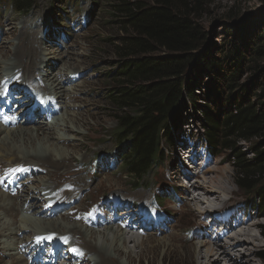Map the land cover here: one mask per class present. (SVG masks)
Here are the masks:
<instances>
[{
  "label": "bare ground",
  "instance_id": "6f19581e",
  "mask_svg": "<svg viewBox=\"0 0 264 264\" xmlns=\"http://www.w3.org/2000/svg\"><path fill=\"white\" fill-rule=\"evenodd\" d=\"M39 12L41 11H38V13ZM39 16L41 15H36V17ZM48 16L49 14L39 23L37 22L39 18H36L34 26L29 23L32 18L22 20L20 26L17 25L15 17L9 18L5 24L7 31H3L0 27V63H5L9 54L14 55V61L11 63L10 69H7V71L11 72V75L8 72H4L3 74L0 73V99L10 97L15 100L18 106L25 104L19 112V114L25 113L23 117L24 123H20L22 120H19L17 113L13 112L14 108L10 109V112L12 111L13 113L11 114V118L17 117L18 120L14 119L9 121L0 118L2 124H11L15 126L11 131L4 132L9 135V144L6 143V138L2 137V135L0 136V218H4L5 215H10L12 212L18 217L22 214V210L29 211L38 217V219H35L36 228H40V231H42H34L37 235L32 236L34 233L30 234L23 226L18 225L16 218L13 216L11 217L13 220L11 219L12 221L9 226H7V224H4L5 226L3 224L0 225V231L4 229H15L14 234H12L11 231V233L9 232L13 238L12 240H14L12 242V247L7 246L6 249H2L5 254L6 250H10L12 253L16 250L19 251V255L14 254V256H9V259L12 260H9L8 264H19L21 261L26 264L23 257L28 255L30 251L36 248L38 249V254H40L44 251L46 243H53L55 245L58 243L59 239L63 237L70 241L71 247L69 253L73 255L66 261H72L74 264H89L91 262L89 256L91 253H94L96 256L95 260L93 258L95 264H115V259L117 260L121 255L126 258L129 264H133L135 259L132 252L135 245H128V243L135 241L133 236H146L148 235L147 233L157 234L159 232H164V226L155 227L154 223L148 221V217L151 219L158 218V212L160 211H155L153 213L148 212L147 216L143 218L145 220H142L139 225L141 228L139 235L134 233L138 232L137 229L132 230L133 232L130 231L134 226L131 212L136 208L144 212L149 208H153L150 206L147 194L131 196L120 191H110L106 196L102 195L98 201L88 200L86 199L89 192L87 189L90 185L84 180V177L80 176L82 174L78 173L81 171L87 173V169L81 167L82 162H78V169H76L75 166H71L72 168L75 167L76 170L69 171L73 157L67 155L68 153L66 154L67 156L60 155L59 152L55 155L53 151L48 149L46 152H39L34 155L30 154L31 156L27 158H31L33 161L27 162L26 157L14 149L16 144L24 148H33L35 143L44 147L47 143L53 146L56 141L63 143L65 146L71 145L72 147L76 145L77 141H74V138H76L74 133L78 131H73L72 129H77L78 127H71L69 128L71 130H69L68 127L64 126L69 124V122L71 125L72 123L79 125L82 121V119L78 117L81 114V112H79L81 109L77 111L73 109L70 110V105H66L64 109V99L68 96V99L73 103L84 104L85 102H89L88 99L90 97H87V95L66 94L63 86L64 84L71 85L74 90L81 88L84 94H88L87 88L94 82L91 77L89 80H84V77L82 78V73H79L78 69L68 71V68H70V61H77L76 56L79 55V52L71 51L67 48V50L62 51L60 54L50 55L56 53L58 50L56 47L51 46L49 47L51 49L48 50L47 56H44L45 52H43V50L45 43L47 42L46 46L53 44L54 38L52 39V37H54L57 32L54 29L55 26H53L54 24L52 23L51 17ZM39 34H42V36L38 39L37 36ZM4 35L9 37L13 36L15 40L4 43ZM66 47L70 48V44L65 45V48ZM68 57L69 60H65L61 68L57 71L53 69L58 61ZM44 59L47 60V62L44 61ZM63 68L65 71L62 70ZM0 69L3 70V67ZM43 77L46 80H44ZM80 80L82 82L78 84ZM52 93L57 95V97L50 99ZM38 94L47 98V101L45 102L37 99ZM19 99L23 100L20 102ZM9 102H11V99H9ZM37 104L40 106H38L36 110L33 109ZM40 110H44L49 117L60 113L62 110L63 114L65 112L66 114L70 113L72 117L69 118V121L68 119L64 121V119L63 123H59V119H56L50 124L42 118L43 115L41 113L35 114ZM54 126H58L59 129L64 128V134L54 133L51 129L54 128ZM2 131L5 130L0 128V134ZM55 146L57 147L56 144ZM176 148L180 149L179 146ZM34 150L36 151L37 149L35 148ZM56 151L57 150L54 152ZM183 156L188 159L190 164L199 165L201 170L196 172V178L200 179H198L194 185L188 186L182 184L183 189L181 190H185L187 193L189 189L195 190L190 202L187 200L186 202L184 201L183 204H187V206H190L191 202L203 204L206 200V205L211 207L216 203H220L217 208L213 209L204 206L197 207V215H199L200 222H198L199 224H197V226H190V230L197 233L189 234V237L187 236V232L185 233L184 238L186 241H190V238H196L195 242L197 245L199 244V246L193 249V254H191L192 261L194 262L193 264H258L255 258L258 256V249L261 247V243L250 233L251 227H256L258 222L249 223V215H246L243 210L242 215L240 214L238 209L240 203L233 202L230 199L226 201L221 197L219 198L220 193L217 190H213V188L215 189L216 187L214 185L211 187L210 184L212 181L207 179L208 176L206 173L208 172L213 174L217 172L216 175L222 178L220 173L224 168H211L208 159H204L201 162L202 150L198 149L195 145L193 147L184 148ZM2 160L7 163L3 165ZM215 164H218V162L216 161ZM16 169H24V171H14ZM59 170H61L63 176L56 179L55 174H57ZM177 173L181 176L183 175L182 172L180 173L177 171ZM10 175L16 176L20 184H24L25 186L27 183L31 184L25 191L18 188L8 189L5 182ZM44 175H49V182H43V179H39L40 181L38 180V178ZM186 175L187 177L190 176L187 172ZM215 178L217 179L216 176ZM108 181L109 179L106 180L105 178L103 183ZM100 183L102 182L100 181L97 184L94 183V186ZM197 190H201L202 193L200 191L197 192ZM34 193L40 196L36 199ZM201 195H203L205 199H203ZM133 197L137 201H133ZM38 200H41V202H38ZM106 200L115 201L116 209L122 205L125 206L123 215L126 214V216L115 215L114 218L99 216L98 207L104 204ZM47 202H50L51 206H48ZM84 202L85 205L80 207V204H84ZM40 203H45L43 208H39ZM90 212L92 214L88 215ZM218 212H224V218L220 220L217 217L211 224L204 223V217L207 214H216ZM55 215H57V217L50 218ZM22 216L27 219L29 217L23 214ZM75 220H79L81 223L90 227L99 224L107 226L104 227L103 230H97L96 233L95 231L91 232L77 224L74 222ZM66 222L73 223L69 227H64L63 225H65ZM114 222L117 223V227L115 228L112 226ZM220 222L223 225L220 230L212 226V224L219 226ZM32 224L33 223H31V225ZM230 225L232 226L230 227ZM227 226H229V228ZM225 227H227L228 230L225 229ZM227 231L229 234H227ZM17 233L21 234V237H18L20 235L17 236ZM52 234H54L52 240L45 239L37 243L36 237H46ZM95 234H98V236ZM224 234H226V236ZM95 236V241H92L91 238ZM244 236L246 237L245 239L249 241L247 244L243 243L245 242L242 240ZM171 239L177 243V236L171 234L168 235L164 241H161L162 246L167 248L168 246L174 245L175 243L173 244ZM220 240H223V242L218 243ZM240 241L243 243L242 246H238L240 245ZM157 243L159 244V242ZM202 246H206L204 252H201ZM49 248L50 246L46 247V252H50ZM73 249H75V251H73ZM139 259L140 257H138V260ZM64 262L61 264H64ZM138 264H140V262H138Z\"/></svg>",
  "mask_w": 264,
  "mask_h": 264
},
{
  "label": "trees",
  "instance_id": "16d2710c",
  "mask_svg": "<svg viewBox=\"0 0 264 264\" xmlns=\"http://www.w3.org/2000/svg\"><path fill=\"white\" fill-rule=\"evenodd\" d=\"M35 4L0 0L2 9L20 15ZM199 4L113 0L115 13L122 16L116 54L123 64L121 83L109 98L118 111L114 135L123 175L139 188L164 166L180 139L182 110L190 104L202 113L209 150L215 156L232 153L227 161L237 187L250 198L246 205L264 216V9L217 44L196 22ZM205 98L216 104L215 110L198 103ZM253 139L260 142L250 160L239 145ZM260 234L264 239V225ZM260 254L264 261V251Z\"/></svg>",
  "mask_w": 264,
  "mask_h": 264
},
{
  "label": "rangeland",
  "instance_id": "374dc122",
  "mask_svg": "<svg viewBox=\"0 0 264 264\" xmlns=\"http://www.w3.org/2000/svg\"><path fill=\"white\" fill-rule=\"evenodd\" d=\"M126 1H130V0H126ZM131 1H140L142 3L143 2L148 3L149 0H131ZM199 1H200L199 4L200 8H198L199 13L197 15L195 14L196 22L198 23L202 34L208 40L212 39L217 44L222 43L223 40L225 39L226 40L231 39V37L234 36L233 32H236L239 29V27L242 26V24L245 23L246 21L256 20L261 15L262 9H264L263 8L264 0H199ZM35 3L36 4L33 7V9L28 14L25 15H20L18 13L10 11L9 9H2L0 7V24L2 25V26L0 25V27L2 28V30L7 31L5 24L9 18L15 17L18 26H20L22 20H25L27 18H32L29 21V23L30 25L32 24V26H34L35 25L34 22L36 21V18H39L37 21L39 23L42 20H44V18L49 14L48 17H51L52 23L54 24L53 26H55L54 29L57 32L54 35V37H52V39L54 38L53 44L46 46L47 42L45 43L46 47L44 46V50H43V52H45L44 56H47L48 50L51 49L49 47L51 46L56 47L58 50L56 53L50 55H56L57 53L60 54L62 51L67 50V48L70 49L71 51L79 52V55L76 56L77 61L74 60L70 61L71 69L68 68V71L78 69L79 73H82V78L84 77V80L85 79L89 80V78L91 77V79L94 80V82H92L90 87L87 88V92L89 95L84 94L81 88L74 90L72 89L73 86L71 85L68 84L63 85L66 94L68 93L71 95H87V97H90L88 99L89 102H85L84 104L73 103L70 99H68V96L64 99V104H63L64 109L66 105H70L69 107L70 110L73 109L77 111L81 109L79 111L81 112V114L80 116H78L80 119H82L81 123H79V125L76 123H72L71 125V123L69 122V124H66L64 126V127H68V129L75 126L76 128L78 127L77 129H72L73 131L75 130L78 131L74 133V135L76 136V138H74L75 139L74 141H77L76 145L72 147L71 145L65 146L63 145V143L56 141L55 144L57 145V147L55 146V144L51 146V144L47 143L43 147L40 144L35 143L33 148H24L16 144L14 146V149H16L18 153H22L23 156L26 157L27 162L33 161V159L27 157H30L35 153L46 152L49 149L53 151L55 155L58 154L57 152H59L60 155H65V156L71 155L73 157V161L70 163V167L75 166L76 169H78V162H82L81 166L82 165L86 167L90 166L93 173L96 172L95 174H92V171L89 170L88 168H86L87 173L85 171L78 172L79 174H82L80 176L84 177L85 178L84 180L90 185V187L87 189V191L89 192L86 199L88 200L91 199L93 201H98L102 195L106 196L107 194H109L110 191H114V192L120 191L124 194H128L131 196H137L139 194L140 195L147 194L150 205L153 206L154 204H153L152 195L153 193H155V195H158L157 201L164 208V211L168 215L174 216V218L172 220V218L166 217L164 214H159L160 216H162V220H160L157 223V225L154 226L155 227L161 225L164 226L165 233L164 232L162 233L159 232L157 234L147 233L148 235L146 236H138V237L133 236L135 238L134 241L135 244L134 242L128 243V245H135L134 250L132 252L135 259V262L133 264H138V262H140V264H151V263L152 264H193L194 262L192 261L191 254H193L194 251L193 249L199 246V244L198 245L196 244L195 239L194 240L192 239V241H186L184 238L185 233L191 231L190 226H197V224H199L198 222H200L199 215H197L198 214L197 207H203V206L208 207L209 205H206L207 202L205 200L204 201L205 203L203 202V204L191 202L190 206H187V204L186 205L183 204L180 207L178 206V200H180L182 203L184 201L186 202L187 200L188 202H190L193 194L195 193L194 192L195 190L189 189L190 192L188 191L187 193L185 190L183 191L181 189H183L182 187L183 185H188V186L194 185L196 181L200 179V178H196V174H197L196 171H199L200 169L199 165L197 166L196 164L194 165L190 164L188 159H186L185 156H183L182 151L180 149H177L176 148L177 146L175 145L168 151L169 158L166 159L167 161H165L164 166L162 168L157 169L155 173L146 177L145 183L141 185V187L135 188L132 181H130V178L125 177L123 175L124 172L122 171V164L118 156L119 152L115 142L116 137L114 135L117 128L116 116L118 111L115 108V106L111 104V99L109 98L110 93L115 90L117 84L121 83L122 77L119 76V73L121 72V66L123 64V60L116 54L117 40L122 35L119 29L120 25L117 24V22L119 19H121L122 16L115 13L112 5L113 0H71V2H69L67 5L66 3L60 4L59 0H35ZM38 11L41 12L38 13ZM36 15H41V16L36 17ZM75 29L76 31H74ZM41 36L42 34H39L37 36L38 39ZM14 40L15 38L13 36L9 37L4 35V39H3L4 43H8ZM68 44H70V48L69 47L65 48V45ZM65 60H69V57L58 61L53 69L57 71L59 68L62 67ZM13 61H14V55L9 54L6 62L0 63V68L3 67V70L0 69V73L3 74L4 72H8L11 75V72L7 71V69H10V65ZM44 61L47 62V60L45 59ZM62 70L65 71L64 68ZM206 80L207 79H205V81ZM46 82L50 83L48 81ZM81 82H82L81 80L78 81V84H81ZM10 99H11L10 102L11 106L9 107V109L13 108L12 104L15 103L17 105L14 99L12 98ZM198 103L200 105L205 104L209 108H212L213 110L216 109V104L213 103V101L209 102V99L206 98L205 100L200 99ZM7 108H8V103L7 102L3 103L1 106V110L7 112ZM16 108L14 107L13 112L17 113L18 118L20 120V116L22 114L25 116V113L19 114L20 109L22 107L19 108L17 111ZM184 110H182L183 118L180 121L179 124L180 129L178 130L180 139H178L177 143L181 142L185 145V147L196 145L197 148H199L198 146L202 140V131H203L202 113L198 107L196 108L194 106H191L190 104H187ZM61 112H62L61 114L64 116L60 115V117L58 118L59 123H63L67 119L69 121V118L72 117L71 116L72 114L70 113L66 114L65 112L63 114V110ZM10 113L13 114L12 111ZM18 118L17 117L10 119L7 118V120L9 121H12L14 119L18 120ZM22 121H23L22 123H24L23 118ZM25 126H31V125H25ZM0 128L5 130L1 132L0 136L2 135V137L6 138L7 139L6 143L9 144L10 143L9 135L5 134L4 132L11 131L12 129L6 130L4 127H0ZM51 129L54 133L56 132V133L64 134V128L59 129L58 126H54V128ZM188 136H190V139L188 140V143L191 144L190 146H187L185 141V137ZM259 142L260 139H253L248 143L245 142L240 143L239 147H241L242 149L241 151L246 155L247 159L251 160L255 157L254 152H252V147L256 146V144H258ZM35 148L37 149L36 151L34 150ZM55 150L57 151L54 152ZM203 153H205V151H203ZM231 154L232 153H225L219 156L216 155L214 160L211 159L210 162L211 164L209 165L211 166V168L219 167L224 169L220 173L222 175L221 176L222 178L216 175L217 172H215V174L208 172L206 173V175L208 176L207 179L212 181V183L210 184L211 187L213 185L216 187L215 189L213 188V190H217L220 193L219 198L221 197L223 200L226 201L230 199L233 202L244 203L247 195L237 187L234 181L233 168L231 164H229V162L227 161L228 158L231 156ZM205 156L208 157V155L206 154ZM108 158L110 159V161H107ZM95 160H96V164L94 165ZM216 161L218 162V164H215ZM101 162H102V168H100ZM6 163L7 162L2 160L3 165ZM75 167L73 168L71 167L69 171L76 170ZM177 171L180 173L182 172L183 175L181 176L179 173H177ZM185 171L190 176L187 177ZM62 176L63 173L61 172V170H59L57 174H55L56 179ZM215 176L217 177V179L215 178ZM15 177L16 176L10 175L8 178H15ZM48 178L49 175L48 176L44 175L38 178V180L43 179V182H49L50 180ZM105 178L106 180L109 179L110 182L108 181L103 183ZM15 179L17 180H15L12 186L8 187V189L18 188V189H22V191H25V189L31 184V183H27V185L25 186L24 184H20L17 177ZM100 181L102 182L99 184L100 186L99 185L94 186V183L97 184ZM91 186L93 189L91 188ZM198 191L201 192V190H197V192ZM34 195L36 196V199L38 196H40L37 193H34ZM201 196L203 199H205L203 195ZM247 199L249 200L250 198L247 197ZM132 200L135 201L136 199L133 197ZM38 202H41V200H38ZM44 204L45 203H40L39 208H43ZM219 204L220 203H216L215 205H212L211 207L208 208L210 209L217 208ZM83 205H85V202L84 204L83 203L80 204V207H82ZM110 205L114 206L115 203H111ZM108 209L109 208H106L105 210L108 211ZM238 209L241 214L242 210L244 209L243 205H240ZM121 210H123V207L118 209V211ZM154 210L157 211V208L154 207ZM26 212L29 211L22 210L23 215L29 216L28 219L26 217H23L22 214H20L17 217L16 214L12 212L10 215H5L4 218H0V225L7 224V226H9L10 222L13 220L11 217L14 216V218H16L17 220L16 221L17 224L23 226L26 230H28V233L31 234L34 233V231L39 232L40 228H36L37 226L35 223V219H33L35 218L34 216L36 215L30 212H29L30 214H26ZM146 212H150V209H148ZM245 212L246 215H249L250 218L249 223L258 222L256 227H251L250 233L255 238H257L261 243V247L258 249V256L255 258V260L258 262V264H264V261L261 258V254L259 255V253L264 251V239L263 236L260 234V226L264 225V216H262V214H256L253 211H249V210H245ZM123 214H124L123 211L120 212L119 214L115 213L112 218H114L115 215L126 216V214L125 215ZM136 214L137 213H134L133 217H135ZM139 216H141V213L139 214ZM205 219H207V217ZM74 222L81 225L78 221H74ZM31 223L33 224L31 225ZM72 223L73 222L70 223L66 222L65 225L63 226L69 227L71 226ZM113 225H114L113 227L115 228L116 224L114 223ZM103 228L102 229L86 228V229L90 230L91 232L95 231L97 233V230H103ZM10 231L12 232V234L15 233V229L14 230L4 229L0 231V264H8L9 260H12L9 259L10 255L12 256H14V254L19 255L18 250L14 251L13 253L10 250H6V254H5L2 249V248L6 249L7 246L12 247L13 244L12 242L14 240H12L13 238L10 234L11 233ZM134 233L137 234V232ZM171 234L177 236L178 244L171 239L173 241L172 243L175 244L168 246L169 248L163 247L161 241H164L165 238ZM35 235H37V233L32 234V236ZM95 235L98 236V234ZM17 236L21 237V234L17 233ZM95 238L96 236L94 238H91V240L95 241L94 240ZM245 238H246L245 236L242 237V240L245 241L243 243L247 244L249 241L248 239ZM59 242L66 247L69 246L68 242L64 243L62 239ZM157 242H159V244ZM220 242H223V240L218 241V243ZM243 243L242 241H240V245L238 246H242ZM47 246L48 243H46L44 246L45 252ZM205 248L206 246L204 247L202 246L201 252H204ZM61 249H63V247ZM61 254L66 256L67 253L63 252ZM41 257L44 256L42 255ZM95 257L96 256L94 255V253L90 254L89 259L91 262L89 264H95L94 263ZM138 257H140L139 260ZM59 258H61V256H57L58 261ZM23 259L25 258L23 257ZM55 261H56V257H55ZM25 262L27 264L26 259ZM67 263L74 264L72 261L64 262V264ZM120 263L129 264L126 261V258L122 255L118 257L117 260L115 259V264H120ZM19 264H24V262L21 261Z\"/></svg>",
  "mask_w": 264,
  "mask_h": 264
},
{
  "label": "snow or ice",
  "instance_id": "6c2138e0",
  "mask_svg": "<svg viewBox=\"0 0 264 264\" xmlns=\"http://www.w3.org/2000/svg\"><path fill=\"white\" fill-rule=\"evenodd\" d=\"M14 171H24V169H16V170H14ZM92 213L90 212V213H88V215H91ZM53 235L54 234H52V235H48V236H46V237H36V240H37V243H40L42 240H45V239H47V240H52L53 239ZM62 240H63V242L64 243H67V238H61ZM73 251H75V249H73Z\"/></svg>",
  "mask_w": 264,
  "mask_h": 264
}]
</instances>
